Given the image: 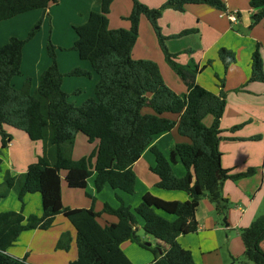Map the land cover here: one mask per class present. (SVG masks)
I'll return each instance as SVG.
<instances>
[{
    "label": "trees",
    "instance_id": "trees-1",
    "mask_svg": "<svg viewBox=\"0 0 264 264\" xmlns=\"http://www.w3.org/2000/svg\"><path fill=\"white\" fill-rule=\"evenodd\" d=\"M115 0H98L101 11L90 13L88 21L74 26L77 39L70 48L82 61L91 64L98 74L94 97L81 105L69 100L63 90L66 75L59 70L56 46L49 39L47 52L51 65L40 76L38 87L32 91V79H26L21 89H16L13 79L21 75L23 48L41 28L51 5L59 0H0V22L10 20L34 10H43L37 29H31L27 39L12 36L0 47V134L3 147L11 141L4 126L24 131L32 141L43 143V155L31 164L22 177L5 175L9 189L18 186L19 199L27 193L42 197V214L25 217L21 212L0 213V264H28L26 259L7 253L21 233L30 230H49L58 215L67 218L77 231L78 258L68 264H133L122 245L137 243V217L143 220V230L159 242L158 249H151L154 264H195L192 252L178 242L183 235L196 233V212L203 197H207L217 213L225 215L228 200L223 194L226 181L234 182L255 174L253 169L234 173L222 166L220 151L221 121L227 106L226 93L213 94L195 83L198 68L177 64L175 55L168 51L166 38L159 26L165 10L184 11L187 5H208L226 12L222 0H166L159 8H149L139 0H131L133 7L126 18L129 29H111L108 15ZM250 28L264 20V0H249ZM151 23L160 47L169 62L188 87L186 95L174 92L164 81L158 64L151 60L133 59L132 50L139 37L141 17ZM35 25V26H36ZM190 29L175 37L195 33ZM63 49V48H62ZM225 70L235 61L233 52L219 51ZM68 76L90 78L92 73L76 68ZM250 82H264L263 60L260 47L252 55ZM150 108L153 114H144ZM164 113L180 115V120L164 118ZM212 118L211 126L205 119ZM177 128L180 135L192 144L177 145L176 152L187 169V176L177 179L163 154L153 148L155 165L151 171L158 177L156 187L165 191L186 193L184 202L165 201L146 193L141 203L132 210L119 198L117 208L105 204L102 212L94 208L71 209L62 201L61 172L71 189H85L88 180L96 174L98 193L105 187L133 195L136 188L134 164L152 144L154 138ZM235 126L232 131L240 129ZM81 133L90 143L98 141L97 149L88 157H72L76 136ZM259 140V136L253 137ZM1 154V151H0ZM3 160L0 157V173ZM7 193L0 194V198ZM93 200H95L93 198ZM103 214L115 216L117 223L102 226ZM245 256L254 264H264V215L241 231Z\"/></svg>",
    "mask_w": 264,
    "mask_h": 264
},
{
    "label": "crops",
    "instance_id": "crops-1",
    "mask_svg": "<svg viewBox=\"0 0 264 264\" xmlns=\"http://www.w3.org/2000/svg\"><path fill=\"white\" fill-rule=\"evenodd\" d=\"M67 1H70V4L79 3L77 9L73 11V6L70 7L69 3L59 0L58 4L51 5L47 10V16L50 17L51 23L61 25V31L64 33L66 31L71 33V30H74V26L86 23L91 12L101 11L100 7L94 3L95 0H86L83 4H80V0ZM118 1L115 0L113 2L112 8L114 5H117ZM139 1L151 9L159 8L166 2V0ZM222 1L225 3L226 12L208 5H187L182 12L172 9L165 10L163 16L159 19V26L163 35L168 38L166 40L168 51L176 56L174 61L179 65L190 67L192 65L195 69L198 68L195 83L216 95H219L221 91L226 93L227 106L221 121L223 133L220 142L223 168L231 169L234 173H242L244 172L242 170L252 168L258 170L262 167L264 180L263 148L258 147L257 144H252L255 148L251 149V151L244 149V147H248L244 143H259L260 140L251 139L249 141L247 139L259 136L260 131L264 130V82H250L252 55L256 49V45L260 47L264 70V20L255 27L250 28L253 10L250 8L249 0ZM119 5H122V3L120 2ZM123 7L124 9L114 23L113 18L110 19V28L129 29L131 27V24L125 21V19L130 15L133 4L125 0ZM232 12H237L238 15V21L235 23L230 21L227 14H232ZM43 15V10H34L0 22V47L6 44L12 36L17 35L21 39L25 38L26 34L33 28L32 26H34L35 22L41 20ZM47 20V17L44 18L43 25ZM14 21L23 24L17 31L10 30L16 24ZM190 29H194L196 32L175 37L181 32ZM53 39L55 40V35ZM76 39H74L71 45H68L69 43H57L56 41L54 45L59 48L69 49ZM26 46L23 48L22 68L27 49ZM223 48L233 52L236 58V61L227 70H225L219 58V51ZM132 57L133 59H145L156 62L165 83L174 92L179 95H186L188 93V87L185 82L165 59L155 31L149 20L144 16L140 20L139 37L132 50ZM77 61L76 65L71 69L63 70L61 62H58V66L61 73L66 75L63 79V90L69 94V100L78 106L87 99L94 97L95 86L99 81V76L92 70L89 62L82 61L81 59ZM50 65V57L44 61L40 58L36 60L34 58L31 59V67H28V71L34 77V89L38 87L40 76ZM76 68L89 71L92 73V76L88 78L67 75ZM15 78L12 82L13 85ZM142 111L144 114L154 113L150 108H144ZM162 116L177 122L180 120V115L164 113ZM248 122L252 124L251 129H248ZM205 124L211 126L212 118L205 119ZM235 126H241V128L231 131ZM3 130L6 134L11 135L12 139L6 147H3L2 136L0 134V157L3 160L2 171L0 173V194L7 193L6 196L0 198V213L14 211L21 212L26 218L30 215L40 216L43 211L41 195L39 193H27L23 198V202H21L18 186L9 189L4 179L8 171L17 177L24 176L29 166L36 163L43 155V143L41 141H32L24 131L7 125L4 126ZM78 135L75 140L73 158L80 142L85 143L87 141L88 144L84 146V150H80L81 155L76 160L90 156L97 149L98 145V141L90 143L86 136L82 134L84 138H79ZM181 144H192V142L187 137L180 135L177 128L156 136L152 144L133 166L137 180L135 192L131 195L132 198H123L115 194L118 201L120 198L124 202H128L126 203L127 205L136 208L146 193H150L165 201L184 202L189 200L190 197L184 192L165 191L157 188V176L151 171V168L155 165L152 149L157 148L169 162L175 177L177 179L185 178L188 174L187 169L176 152L177 145ZM65 177L66 172L62 171V201L65 207L71 209L94 208L97 213L103 211L105 204H109L115 208L113 202H116V200L110 187H105L100 193L96 191V174L88 180L86 187L88 188L89 184H91L93 194L84 193L91 199H84L81 194L74 192L83 191L86 188H69ZM228 181L234 182L232 180ZM226 182L223 185L225 198H227L226 196H228L230 191ZM236 182H234V185ZM236 187L243 195H246L241 186L237 184ZM258 188L256 187V190ZM259 189H262V187ZM208 209V216L204 219V221L206 220L205 224L208 217L213 216L216 211L214 208ZM196 220L198 222V231L196 233H198L202 230L203 225L197 215ZM117 222L118 219L115 216L108 214H103L99 218V223L102 226ZM137 222L139 224V221ZM129 243L127 242L122 245L125 254L124 246ZM261 246L264 250V241ZM212 252L214 251L209 250V248L205 250L201 249L202 256L206 254L211 255ZM7 253L15 258L26 259L28 264H68L78 258L77 231L67 218L63 215H58L49 230L35 229L21 233L17 241L8 248ZM126 256L128 257V255ZM130 261L135 264L132 259ZM214 264H224V262L220 260Z\"/></svg>",
    "mask_w": 264,
    "mask_h": 264
},
{
    "label": "rangeland",
    "instance_id": "rangeland-1",
    "mask_svg": "<svg viewBox=\"0 0 264 264\" xmlns=\"http://www.w3.org/2000/svg\"><path fill=\"white\" fill-rule=\"evenodd\" d=\"M63 1L64 3H69L70 7L73 6V11L77 9L79 4V3L70 4L71 3L70 1L67 2L66 0ZM127 1L132 3L131 0H126V2ZM85 2L86 0H82V1L80 0V4H83ZM120 2L122 3V5H119ZM94 3L98 7H100L101 10V6L98 4V0H95ZM124 3L125 0H119L117 5H114L113 8L111 6V11L108 17L109 20L113 18V23L115 20H117L121 11L124 9L123 7ZM47 18H48L47 22L44 23V25L42 22L41 28L36 32L35 37L25 44L27 45L26 46L27 49L25 53L23 68H21V75L16 76L14 80V85L16 89H21L26 79L28 78H31L32 82H34V77L28 71V67L31 65V59L33 58L35 60L37 58H40L42 61H44L49 57L47 52V44L49 39L51 40L52 44H54L56 41L57 43H64V44L69 43L68 45H71L74 39H76V33L74 32V30L72 31L70 29L71 33H69L68 31L64 33L63 31H61V27H62L61 25H58L56 23H51L50 17ZM125 21L128 20L125 19ZM14 22L16 24L10 30L17 31V29L21 28L23 24H20L19 22L16 21ZM37 23L38 22H35L34 26H32L34 29H37V25H36ZM116 29H121V28H116ZM29 32L26 34V37L23 38L24 40L27 39ZM54 35H55V40L53 39ZM15 37L18 36L16 35ZM71 47H69V49L68 48L62 49L56 46L57 61L61 62L63 70L71 69L72 67H74V65H76V63L78 62L77 60H80L78 53L74 50H71L70 49ZM23 55H24V50H23ZM194 69L195 68L191 65V70ZM179 77L181 76L179 75ZM21 83L23 84L21 85ZM35 89L32 84V91L34 92ZM247 126L248 129H251L252 124L248 122ZM78 136L79 138H84V136L81 133H79ZM251 139L252 138L250 137L247 140L250 141ZM259 140H260L259 143L258 142L244 143L246 146H248V147H244V149L246 151L247 150L251 151V149L255 148L252 144L254 145L257 144L258 147L263 148L264 150V130L260 131ZM86 144H88L87 141H85V143L83 142L79 143L78 150L75 152L73 158L74 160H76L77 157H80L81 155L80 150H84V146H86ZM261 168H259L258 170L252 168L255 171V174L245 179H240L235 183V185L234 182H230V181L226 182V184H228L227 186L230 189V191L228 196H226L228 199V203H227L225 215H221L217 213V211H215V214L213 216L208 217L206 224H205L206 220L204 221V219L208 216V210H209L208 208L210 209L214 208V210H216V208L215 205L207 197H203L196 214L199 221L203 225L202 230L199 231L198 233H191L178 238L179 244L184 249H187L192 252L193 258L196 261L195 263L214 264L215 262L222 260L224 264H254L252 261H249L245 256V247L241 238V231L244 228L249 227L251 223L255 221L257 218L264 215V186H263L264 180H263V173ZM242 171L246 172L247 170H242ZM237 173H241V172H237ZM237 184L241 186L242 190L245 192L246 195H243L239 190H237L236 187ZM256 187L259 188L262 187V189L258 188L256 190ZM91 188H92L91 184H89L86 190L74 191V192L81 194L82 198L84 199L86 198L91 199L89 196H86L84 194L85 192L88 194H93ZM113 193H114V199L116 200V202H113L115 208L119 207L121 204L120 201H118L115 194L123 198H132L131 195H128L118 190H113ZM106 198L108 199V197ZM132 210H134V208H132ZM137 221H139V224L137 225L138 228L137 235L139 237L140 244L137 243L131 244L130 242L128 245H125L124 249L126 255H128L129 259L130 260L132 259L135 264H154V255L151 249L160 248L159 242L152 236L147 235L145 233V231L143 230V220L139 216L137 217ZM141 244L151 249L150 250L145 249L144 247L141 246ZM207 248H209V250L214 252H212L211 255L206 254L205 256H202L201 249L205 250Z\"/></svg>",
    "mask_w": 264,
    "mask_h": 264
},
{
    "label": "built area",
    "instance_id": "built-area-1",
    "mask_svg": "<svg viewBox=\"0 0 264 264\" xmlns=\"http://www.w3.org/2000/svg\"><path fill=\"white\" fill-rule=\"evenodd\" d=\"M229 15V19L231 22L235 23L238 21V15L237 12H232V14L227 13Z\"/></svg>",
    "mask_w": 264,
    "mask_h": 264
}]
</instances>
